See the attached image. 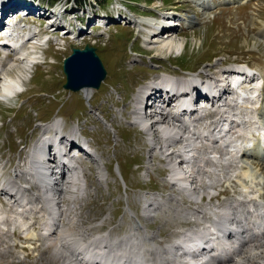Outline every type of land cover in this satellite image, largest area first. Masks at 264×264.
Segmentation results:
<instances>
[{"label":"bare ground","instance_id":"bare-ground-1","mask_svg":"<svg viewBox=\"0 0 264 264\" xmlns=\"http://www.w3.org/2000/svg\"><path fill=\"white\" fill-rule=\"evenodd\" d=\"M229 1L239 6L249 0ZM24 6L28 5L0 1L5 14L28 10ZM130 15L128 24L153 35L148 42L145 39L148 48L167 54L184 52L186 43L177 31L192 24L188 17L166 11H160L159 19ZM2 26L3 22L0 31ZM5 44H0V50H12L13 55L0 61V102L18 95L32 69L27 57L31 46L17 41L8 43L11 48ZM242 86L247 90L241 92ZM202 90L210 99L199 96ZM263 91L264 72L241 65L219 67L217 73L192 78L160 76L139 91L133 102V121L127 123L147 135L152 153L149 168L154 165V153L166 160L174 189L166 198L142 195L144 218L150 220L157 212L173 209L175 219L201 222L181 229L180 238L173 242L159 245L158 233H150L132 210L128 213L133 226L122 237L113 235L112 230L93 234L92 227L82 225L78 210L89 185L81 163L71 152L78 150L77 143L82 145L87 152L78 151L96 163L101 182L106 177L104 163L89 142L80 141L79 129L63 135L60 120L41 125L43 134L30 153L28 166L14 170L9 178L0 172V196L13 209L9 214L0 204V234L8 239L15 233L14 226L21 224L24 238L43 240L58 264H264V206L251 198L203 204L205 197L212 198L218 183L240 169L243 157L252 155L258 160L264 153ZM83 93L90 99V89ZM103 123L110 127L109 122ZM246 176L255 179L251 171ZM244 188L246 192L250 187ZM33 215L40 218V232L30 224ZM219 253L231 259L218 258Z\"/></svg>","mask_w":264,"mask_h":264},{"label":"rangeland","instance_id":"rangeland-1","mask_svg":"<svg viewBox=\"0 0 264 264\" xmlns=\"http://www.w3.org/2000/svg\"><path fill=\"white\" fill-rule=\"evenodd\" d=\"M41 1L44 8L56 4L52 0ZM233 3L229 0H210V3L204 0H86L78 3L79 7L73 4L67 9L64 4H59L57 12H62L67 26L71 22L70 29L75 34L65 35L67 29L63 28L65 44L60 50L51 46L44 51L48 60L24 78L25 92L18 98L0 102L2 176L9 178L14 170L28 166L30 153L43 134L41 125L60 120L63 135L75 127L79 129L80 141L89 142L104 163L106 177L101 182L92 158L84 152L73 151L89 185L88 195L78 213L82 225L92 227L91 233L112 230L113 235L122 237L133 226L128 210L133 211L150 233H158L156 241L162 246L180 238L181 229L199 226L201 222L193 219H175L173 209L157 212L150 220L144 218V203L140 197L160 195L166 198L174 193L169 182L171 171L158 153H154L153 167H148L152 153L147 135L127 121H133V102L141 88L157 77L205 76L217 73L219 67L241 64L264 72V0H249L239 6ZM120 4L127 9L121 7L127 19L96 28L95 19H101L102 12L112 16ZM160 11L177 12L191 20L188 28L177 31V36L186 43L183 53L167 54V51L148 48L145 39L150 40L153 35L143 33L142 27L127 23L131 22V13L159 19ZM24 16L40 22L37 16L26 15L24 11L14 13L10 21H20ZM76 17L77 25L74 24ZM78 28L84 30L80 36ZM87 45L97 49L107 70V78L101 87L90 89V99L83 92L64 89L67 83L64 60L72 54L73 48L84 49ZM0 61H5L1 54ZM261 107L264 123V93ZM103 121L109 122L112 130L106 128ZM263 154L258 160L252 155L243 157L240 169L229 180L222 181L224 184L218 183L212 198L205 197L203 204L254 198L264 205ZM247 171L255 174L253 182L246 176ZM248 186L250 188L245 192L244 187ZM33 190L38 188L34 186ZM184 202L190 207L187 197ZM0 204L9 214L13 212L1 196ZM33 217L30 224L35 232H40V218ZM14 227L16 234L8 239L0 234V264H58V259L52 256L51 248L45 246L43 240L24 239L21 224Z\"/></svg>","mask_w":264,"mask_h":264},{"label":"water","instance_id":"water-1","mask_svg":"<svg viewBox=\"0 0 264 264\" xmlns=\"http://www.w3.org/2000/svg\"><path fill=\"white\" fill-rule=\"evenodd\" d=\"M64 73L67 78L64 89L77 93L99 89L107 78V70L97 49L91 45L72 49V54L64 60Z\"/></svg>","mask_w":264,"mask_h":264},{"label":"trees","instance_id":"trees-1","mask_svg":"<svg viewBox=\"0 0 264 264\" xmlns=\"http://www.w3.org/2000/svg\"><path fill=\"white\" fill-rule=\"evenodd\" d=\"M58 1H60V0H52V3L55 4V3H57ZM77 2H78L79 4H82L83 2H86V0H77Z\"/></svg>","mask_w":264,"mask_h":264}]
</instances>
